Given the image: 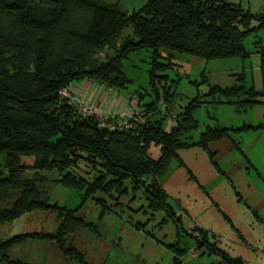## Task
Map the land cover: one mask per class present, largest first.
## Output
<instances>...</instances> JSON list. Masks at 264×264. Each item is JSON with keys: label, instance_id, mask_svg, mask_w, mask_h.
<instances>
[{"label": "trees", "instance_id": "trees-1", "mask_svg": "<svg viewBox=\"0 0 264 264\" xmlns=\"http://www.w3.org/2000/svg\"><path fill=\"white\" fill-rule=\"evenodd\" d=\"M255 21L260 24L254 26ZM127 29L132 32L126 33ZM260 30H264V16L227 0H147L132 11L123 9L122 0H0V156L4 160L0 166V224L43 211L54 217L56 225L54 232L11 238L0 246V259L6 264H25L10 258V248L25 240H45L64 256L87 264L68 238L79 229H95L78 213L97 195L117 198L116 206L122 208L131 204H123V199L132 194L133 202L141 193L151 212L175 217L176 207L163 184L173 162L205 190L180 151L200 148L216 171L226 175L211 144L229 140L241 151L233 133L264 125L208 126L194 142L192 134L200 127L195 113L204 100L198 96L174 114L177 82L170 80L168 71L178 66L175 53L206 61L246 59L251 53L245 40ZM105 48L114 55L101 61L98 54ZM143 50L150 53L154 94L136 90L143 120L136 121L131 130L103 128L95 118H81L61 99L63 88L71 89L87 79L127 90L132 80L123 70L124 62ZM262 61L260 91L248 86L243 73L232 87L210 86L206 94L210 103L232 105L238 113L264 104V53ZM204 83H209L207 77ZM166 119L169 126L174 123L170 129ZM154 148L159 149L158 158L151 155ZM26 157H33L34 162H26ZM49 173L57 176L49 178ZM45 181L78 192L83 197L79 207L53 202L42 184ZM98 201L108 208L107 201ZM186 234L197 241L202 254L221 257V264L244 263L211 243L203 228L195 226ZM173 252V263L182 264L187 250L175 247Z\"/></svg>", "mask_w": 264, "mask_h": 264}, {"label": "rangeland", "instance_id": "rangeland-1", "mask_svg": "<svg viewBox=\"0 0 264 264\" xmlns=\"http://www.w3.org/2000/svg\"><path fill=\"white\" fill-rule=\"evenodd\" d=\"M146 1L122 0V7L126 11H132L141 8ZM227 1L241 5L254 15L264 16V0ZM259 24V21H255L253 25ZM129 32L132 30L127 29L126 33ZM245 47L251 53L246 59L206 61L188 54H174V62L178 66L168 71L170 80L177 82L173 88L176 91L172 103L173 113L178 114L183 106L198 96L204 100L195 113L200 127L192 134L194 142L199 140L208 126L215 127L219 124L221 127L238 129L245 124L264 125V104H259L245 113H238L234 106L210 103L211 98L206 96L210 86L225 88L238 84V79L243 73L246 75L248 86H254L258 91L262 89L264 30L250 34L245 40ZM112 54L111 49L105 48L100 51L98 57L104 61ZM150 69L151 58L148 50L134 53L124 62L123 70L132 80V84L122 91L124 96L118 95L116 107L113 109L108 110L101 104L76 98L94 105L105 116L118 112L134 117L139 107L133 106L132 114L128 109L132 106V101L137 99H128L126 96L138 95L136 90L154 94L150 84ZM205 77L209 83H204ZM262 100L264 101V98ZM169 121L165 120L167 129L174 124L171 121L169 126ZM233 134L241 151L235 149L229 140H221L210 146L216 162L226 175L216 171L206 153L200 148L179 152L205 190L196 182L190 181L185 169L173 162L163 184L176 207L175 217L166 212H151L141 193L133 202L132 194L129 195L131 199H123V204L127 201L131 204L122 208L116 206L117 198L97 195L96 198L88 199L78 213L80 218L93 223L95 229L77 230L69 236V243L84 254L87 264H174L175 247L187 250L183 255L182 264H221V257L209 253L202 254L197 241L186 234V231L199 226L208 232L211 243H217L219 248L232 257L241 258L243 264H264V128ZM151 155L158 158L159 149L154 148ZM24 160L28 163L34 162L33 157H26ZM3 162V156H0L1 167ZM55 175L49 173L48 177L55 178ZM48 181L42 184L46 185L53 202L69 208L79 207L83 197L78 192L69 191L60 184ZM99 199L107 201L108 208H105ZM34 215L35 220L31 219L34 217L31 215L22 216L14 226L7 223L0 224V227H14V234L22 230H35L39 224H46L47 228H51V220L46 221L37 214ZM179 217L182 221L178 220ZM137 225L140 227L137 228ZM28 241L32 240H25L24 243ZM41 242L46 244L33 246L44 248L48 264H57V261L63 264H83L70 256H64L51 242ZM47 243L53 247H47ZM30 248L36 249L27 246L19 250L22 249V253L25 250L30 251L35 262L43 264L42 260L33 256Z\"/></svg>", "mask_w": 264, "mask_h": 264}, {"label": "crops", "instance_id": "crops-1", "mask_svg": "<svg viewBox=\"0 0 264 264\" xmlns=\"http://www.w3.org/2000/svg\"><path fill=\"white\" fill-rule=\"evenodd\" d=\"M71 90L74 93V95L78 97L79 99L92 101V102L101 104L104 108L108 110L116 107L118 95L124 96V94H122L121 91L108 88L100 83H97L93 80H88V79L73 85L71 87ZM126 97L128 99L135 98L133 96L132 97L126 96ZM133 106L139 107L138 99L136 101L135 100L132 101V106L130 107V109H128L130 114L134 113L133 111L134 109L132 108ZM34 214H37V216H39V218H42L43 220H46V221L51 220L52 221V224L50 226L51 228H47L46 224H44L43 226L39 224V227H35V230H30V229L27 231L22 230L21 232H17L16 234H14L13 232L14 227H10L11 229H6V227L4 228L0 227V243L2 241H5L8 238H12L13 236H17L21 234H30V233H36V232H54L56 230L55 219L52 215H49L47 213H27L23 216L31 215V216H34L33 218L31 217V219L35 220ZM15 222L16 221L12 222L11 225L14 226ZM33 244H36V245L38 244V246H42L43 244H46V242L44 243V242H41V240H32V241H28V243L23 242L21 244L15 245L10 251L11 259L22 260L29 264H38V262H35V258L31 257L30 251L25 250L22 253L21 251L22 249L19 250L22 247L27 248V246H32L36 248V249L30 248L33 256H36L38 257L39 260H42L44 262L43 264H48V256H46L44 248L35 247L33 246ZM47 247L52 248L53 245L51 244L49 245V243H47ZM0 264H6V263L3 261V262H0ZM57 264H63V263L60 261L59 262L57 261Z\"/></svg>", "mask_w": 264, "mask_h": 264}, {"label": "built area", "instance_id": "built-area-1", "mask_svg": "<svg viewBox=\"0 0 264 264\" xmlns=\"http://www.w3.org/2000/svg\"><path fill=\"white\" fill-rule=\"evenodd\" d=\"M59 95L62 100L74 107L75 111L81 118H95L101 127L112 131L131 130L137 124V122H142L143 120L139 110L136 112L134 117H129L118 112H113L108 116H105L101 114L94 105L76 98L72 90L69 88H63Z\"/></svg>", "mask_w": 264, "mask_h": 264}, {"label": "flooded vegetation", "instance_id": "flooded-vegetation-1", "mask_svg": "<svg viewBox=\"0 0 264 264\" xmlns=\"http://www.w3.org/2000/svg\"><path fill=\"white\" fill-rule=\"evenodd\" d=\"M45 213V212H44ZM50 215V214H49ZM17 221V220H16ZM14 222V221H13ZM12 222H8V224H11ZM1 224H7V223H1ZM36 233H40V232H36ZM43 233H50V232H43ZM17 236H19V235H17ZM13 237H15V236H13ZM12 237V238H13ZM11 238H8V239H6L5 241H2L1 243H0V246L1 245H3L4 243H6L8 240H10ZM14 247V246H13ZM13 247H11L10 248V250H9V256H10V258H11V255H10V251H11V249L13 248ZM12 260H14V259H12ZM22 261V260H21ZM0 262H3L1 259H0ZM23 263H25V264H29V263H26V262H24L23 261Z\"/></svg>", "mask_w": 264, "mask_h": 264}]
</instances>
